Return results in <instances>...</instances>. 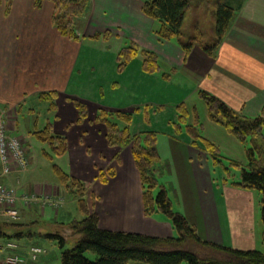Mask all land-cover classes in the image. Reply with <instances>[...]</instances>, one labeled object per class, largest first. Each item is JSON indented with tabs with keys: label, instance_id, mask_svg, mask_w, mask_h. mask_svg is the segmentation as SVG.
Listing matches in <instances>:
<instances>
[{
	"label": "crops",
	"instance_id": "obj_1",
	"mask_svg": "<svg viewBox=\"0 0 264 264\" xmlns=\"http://www.w3.org/2000/svg\"><path fill=\"white\" fill-rule=\"evenodd\" d=\"M142 1L91 0L87 12L76 21L75 39L59 33L53 23L54 4L49 0L40 6H35V0L1 3L0 109L12 134L20 112L27 105V110L34 112V99L47 103L45 124L50 122L52 133L67 142V151L59 156L67 170L61 169L85 184L87 203L98 214L101 228L174 236L175 229L167 217L144 214L143 188L131 145H111L105 125L95 119L100 110L127 112L132 115L129 124L132 134L145 130L161 134L151 122L153 115L161 113V104L148 102L147 96V102L140 97L150 94L154 87L151 81L158 80L155 84L158 87L159 79L143 69L139 51L122 68L118 67V53L121 48L135 44L157 55L161 47L162 61L170 69L180 71L196 49L199 35L186 48L181 42L183 30L174 44L157 35L160 24L143 13ZM219 1L215 0L216 9ZM223 1L234 7V17L224 38L215 44L216 9H212L209 24L214 44L197 46L202 55L196 56L200 62L195 90L207 91L234 110L255 116L264 110V0ZM202 2L191 0L181 27L188 19L199 32ZM166 83L170 84L162 81L163 86ZM155 87L154 94L159 92ZM53 93L57 97L51 108L49 101L39 95ZM75 101L86 107L87 116L82 120H78ZM148 104H152V109ZM189 139L185 138L184 152H180L184 154L181 157L184 166L193 171L194 200L185 202L184 211L178 212L187 217L203 239L236 249L260 250V198L253 191L229 184L221 186L217 197L216 189L212 190L209 157L201 145ZM27 158L30 165L31 159ZM158 167L161 174V165ZM27 169L3 177V183L19 197L29 198L27 203L20 199L15 203L19 212L17 221L21 224L14 229L22 232L16 242L23 258L31 246H39L33 243L32 233L26 232L30 225L40 221L50 228L64 217L63 207L59 208L64 196L58 191L20 184L19 176ZM103 172L107 173L106 182L99 177ZM3 258L0 256V264Z\"/></svg>",
	"mask_w": 264,
	"mask_h": 264
},
{
	"label": "trees",
	"instance_id": "obj_2",
	"mask_svg": "<svg viewBox=\"0 0 264 264\" xmlns=\"http://www.w3.org/2000/svg\"><path fill=\"white\" fill-rule=\"evenodd\" d=\"M44 0H35V6H40ZM54 4L53 23L60 34L69 38H77L76 21L85 14L91 0H49ZM10 0H0L9 3ZM190 0H143L142 11L147 16L159 22L157 35L164 40L179 36L185 14L190 7ZM234 7L220 0L216 9L215 37L218 44L225 36L233 20ZM190 45V44H188ZM211 48H207L210 50ZM141 52L142 66L147 73L159 70L158 57L152 51L138 48L132 44L120 49L118 67H124L132 58ZM199 97L205 102L210 120L221 124L241 142L250 139L251 146L247 148L246 168L232 161L241 168V179L230 185L260 193V216L263 223L262 241L264 243V110L258 115L248 116L234 110L217 96L204 91H198ZM49 101V106H55L57 94L39 95ZM78 109V120L87 116L85 105L75 101ZM182 112V113H181ZM179 123H185V111L181 108ZM106 127V138L111 145L125 147L131 145L135 166L139 172L143 188V210L145 215L161 213L169 219L176 234L174 236H153L138 232L104 229L99 226V216L89 208L86 200L85 184L78 178L69 175L54 165L55 172L76 201L77 209L82 218H73L67 222H54L55 229L44 236L54 240L60 248L59 264H129L140 262L144 264H264V250H242L203 239L195 226L182 213L173 210L172 200L166 188L158 181V165L160 155L157 149V132L145 130L132 134L129 124L131 113L109 112L100 110L95 118ZM123 122L125 125L120 126ZM180 124H175L177 129ZM196 124V123H195ZM187 135L193 142L200 144L204 151L216 162L220 154L217 146L210 140L198 134L195 126L186 125ZM41 141L47 142L56 156H62L67 151L66 139L52 133V125L47 122L41 130L33 132ZM108 174H112L109 170ZM100 180L107 181V173H100ZM223 184H227L224 179ZM158 191L154 193L155 189ZM19 221L0 219V241H18L22 232L14 229ZM14 229V230H13ZM29 232V231H28ZM68 238L73 239V246L65 247ZM18 253V250H5L0 256ZM87 253L95 254L91 259ZM20 255V254H19ZM23 257L22 255H20Z\"/></svg>",
	"mask_w": 264,
	"mask_h": 264
},
{
	"label": "rangeland",
	"instance_id": "obj_3",
	"mask_svg": "<svg viewBox=\"0 0 264 264\" xmlns=\"http://www.w3.org/2000/svg\"><path fill=\"white\" fill-rule=\"evenodd\" d=\"M192 4L194 5L193 2ZM199 6L202 10L200 13L202 25L199 28V32H196L193 24L188 21V19L187 24L181 27V30H183V40L181 42L184 48H186L187 44L193 43L196 40L195 36L199 35L197 38L198 42L195 45L196 49H194L187 58L183 68L180 71H174L162 61L160 47V54L157 55L159 57L158 61L161 72L157 73L158 70L153 73V75L157 77L156 79H159L158 87H155L158 80L151 81L155 89H159V92L155 94L152 93L153 87L151 88L150 94L140 96L145 102H147L148 97V102L161 104V113H157L151 118L152 125L161 130V134H157V148L160 155L159 164L161 165V174H158V181L168 191L174 211H182L185 202L190 203L194 200V193L191 188L195 183L193 171L187 166H184V161L181 159L184 155L182 152H184L183 145L185 144V138H190L185 129L186 125L195 126L198 134L212 141L219 149L220 158L218 162L214 161L205 151L209 157L210 176L214 182L212 190H214L213 188L216 189L217 197H220V189L221 186L224 185V179L229 185L232 182L240 181L241 168L236 167L231 162H238L241 167L246 168L248 165L246 151L247 148L251 146L250 139H247L246 142H241L231 135L221 124L210 120L208 118L206 104L199 97L198 90H195L197 82L195 79H197L198 63L200 62V60L196 59V56L202 55L197 46L200 43L208 45L209 47L214 44V35L209 22L211 14L213 13L212 9H216L215 0H203L202 4ZM190 15L191 14H189V16ZM177 38L178 36L165 41L174 44ZM141 54L142 53L139 52L140 57H142ZM162 81L170 82V84L166 83V86H163ZM168 85L170 86L168 87ZM34 100L33 105L35 111L29 112L27 110V105L18 116V126L11 132L12 135L18 136L20 139L24 140L27 156L31 159L27 171L19 176L20 184L54 188V190L64 196V202L59 206V208L63 207L64 217L57 219V221L67 222L73 218L80 219L82 215L77 209L76 201L60 182L54 169V165H56L59 168L67 170L66 166H64V159L56 156L51 146L47 142L39 140L33 133L35 130H41L44 127L46 118H48L47 103L38 99ZM148 105L150 109L152 104ZM181 108L185 111V123L180 124L179 116L182 113H180ZM175 124H180L181 129H177ZM262 137L264 141V127L262 128ZM191 140L190 138L188 141L191 142ZM157 191L158 188L155 189L154 193ZM253 192L254 196L259 199L260 193L257 191ZM157 214L159 216H164L161 213ZM37 220H39V218H37ZM261 224L262 234V220ZM30 226L31 227L27 229L26 232L30 231L32 233L33 237L31 238L33 243L39 245L38 247H40L42 251L38 253L35 260H31L30 254L27 252L21 264H59V246L54 240H50L44 236L45 233L53 231L55 226L45 228L40 221H38V223H32ZM40 232L42 233L40 234ZM261 242L258 247L260 250H264V243L261 244ZM73 244V239L68 238L65 247L70 248ZM87 256L91 259L96 257L93 253H87ZM5 258L6 257L3 258V261ZM181 264L185 263L182 262Z\"/></svg>",
	"mask_w": 264,
	"mask_h": 264
},
{
	"label": "built area",
	"instance_id": "obj_4",
	"mask_svg": "<svg viewBox=\"0 0 264 264\" xmlns=\"http://www.w3.org/2000/svg\"><path fill=\"white\" fill-rule=\"evenodd\" d=\"M29 162L24 146V140L18 136L9 134L5 120V113L0 109V219L16 221L19 212L15 203L20 199L24 203L29 201L27 196H20L3 183V177L15 170H24ZM19 245L13 240L5 243L0 241V253L3 251L18 250ZM42 249L38 246H31L29 254L31 260H35ZM24 258L19 254L11 253L6 256L3 264H21Z\"/></svg>",
	"mask_w": 264,
	"mask_h": 264
}]
</instances>
